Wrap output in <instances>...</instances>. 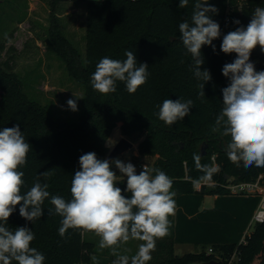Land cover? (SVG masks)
<instances>
[{"label":"trees","instance_id":"trees-1","mask_svg":"<svg viewBox=\"0 0 264 264\" xmlns=\"http://www.w3.org/2000/svg\"><path fill=\"white\" fill-rule=\"evenodd\" d=\"M195 2L189 0L187 8H179V0H86L84 59L57 31L59 24L55 22L56 51L69 73L85 88V109L77 120L55 116L46 104L27 94L20 76L4 68L1 58L6 46L0 42V130L19 124L30 144L27 163L20 169L25 180L22 191L31 188L39 173L49 171L51 175L41 176V182L49 185L51 195L70 200L80 156L94 152L98 159L107 158L106 141L119 125L129 137H141L134 160L164 171L173 180L172 190L177 194L176 213L169 217L170 234L159 241L167 257L151 259L147 264H198L214 258L220 264H264V222L258 223L254 239L241 241L259 197L230 194L221 185L231 177L236 181L255 179L264 167L244 168L242 162H231L222 144V137L227 142L230 137L223 136L222 129L212 131L223 107L221 89L229 83L222 67L236 58L235 53L220 50L223 36L239 26L246 27L251 16L240 14L239 0H208L219 10L212 18L219 23L221 36L213 41L215 52L208 45L201 48L205 61L201 70L208 69L212 77L202 97L200 82L190 71L191 54L184 48L178 28L180 22L190 18ZM246 4L253 11L264 7V0H246ZM236 19H240V25L233 23ZM126 51H132L138 63L149 65L147 82L134 94L120 81L114 93L94 90L91 76L98 62L106 56L123 61ZM250 60L260 61L254 66L257 71L264 70V53L252 51ZM181 97L193 100L190 115L170 126L159 120L162 102ZM204 140L209 146L202 155ZM194 153L201 156L202 164L210 166L215 155V166L220 168L212 183L202 184L199 190L191 182L203 175L195 168ZM112 170L120 175L114 165ZM117 186L125 189L126 178L119 177ZM207 194L217 195L211 207L203 206ZM19 207L8 218L7 226L11 230L23 226L32 229L35 239L30 246L46 257L45 264H93L91 243L84 230L69 229L64 237L59 236L62 218L48 212L54 207L50 198L44 202V215L33 224L20 216ZM175 243L202 244L203 248L179 255L174 251ZM209 247L213 251L209 252Z\"/></svg>","mask_w":264,"mask_h":264},{"label":"clouds","instance_id":"clouds-1","mask_svg":"<svg viewBox=\"0 0 264 264\" xmlns=\"http://www.w3.org/2000/svg\"><path fill=\"white\" fill-rule=\"evenodd\" d=\"M189 0H179V8H187ZM219 10L208 0H196L189 19L179 23L180 40L187 53L191 54L190 71L199 81L205 96V84L212 77L208 69L201 70L204 45L216 46L213 41L220 38V25L212 17ZM233 23L240 25L236 19ZM260 47L264 53V7H257L246 27L239 26L223 36L220 50L225 54L235 53L236 58L222 67V75L229 81L221 89L223 107L216 116L213 132L230 137L225 144L226 155L233 163L244 168L264 167V70L257 71L250 56ZM123 61L103 57L91 76L94 90L102 94L116 92V82H124L126 90L134 94L144 85L149 76V65L138 63L132 51L125 52ZM67 106L77 111L75 100L69 99ZM194 102L191 99H165L157 113L159 120L172 125L190 115ZM114 145V144H113ZM113 145L108 146L111 148ZM30 144L26 142L20 125L0 130V264H45L46 257L31 247L35 233L27 226L11 230L8 218L19 207V214L32 224L44 215V202L50 198L53 208L50 214L62 219L58 229L64 237L69 229H81L100 237L98 247L109 249L115 257L112 264H147L156 248V241L170 234V216L177 210L176 192L172 190L173 180L161 169L142 165L137 174L136 167L119 158L109 161L98 159L89 152L79 158L80 169L75 171L71 181V199L65 200L51 195L49 185L40 177L51 173H39L33 185L22 191L25 185L24 172L20 170L27 163ZM195 168L203 173L191 180L199 190L204 183L212 182L218 166L201 163V156L193 154ZM118 169L120 175L112 170ZM126 178V188L117 186L118 178ZM191 179V178H190ZM123 193L130 194L126 196ZM130 240L142 241L134 255L126 254L129 249L121 248ZM93 264H99L96 255L91 256Z\"/></svg>","mask_w":264,"mask_h":264},{"label":"rangeland","instance_id":"rangeland-1","mask_svg":"<svg viewBox=\"0 0 264 264\" xmlns=\"http://www.w3.org/2000/svg\"><path fill=\"white\" fill-rule=\"evenodd\" d=\"M240 14L252 16L254 13L246 4V0H239ZM86 0H1L0 2V42L5 43L2 54V64L6 70L15 71L23 81L24 90L34 99L46 104L55 116L70 120H77L85 109V88L73 77L65 61L57 53L53 32L55 22L59 24L57 31L67 42L76 47L84 59L86 56ZM240 20V19H239ZM253 51H261L257 46ZM76 101L78 110L72 111L67 101ZM124 136L133 142V146L115 158L125 163L131 162L137 171L142 165L150 163L135 161L134 156L139 154L138 143L141 137H129L117 125L106 141L107 155L119 139ZM209 146V141L203 144ZM111 146V148L108 146ZM201 145V147L203 146ZM114 158V159H115ZM214 195H206L204 206L213 205ZM256 224L246 235V243L254 239ZM85 237L91 243V254L96 255L100 263L110 264L115 259L109 249L101 250L100 237L93 232L85 231ZM160 239L156 241V248L151 253L152 260L167 257L161 250ZM142 241L130 240L123 245L121 251L129 249L126 254L134 255ZM203 248L202 244L175 243L174 251L182 255L187 252H196ZM233 261L231 264H235ZM256 264H258L256 262Z\"/></svg>","mask_w":264,"mask_h":264},{"label":"built area","instance_id":"built-area-1","mask_svg":"<svg viewBox=\"0 0 264 264\" xmlns=\"http://www.w3.org/2000/svg\"><path fill=\"white\" fill-rule=\"evenodd\" d=\"M226 22H230V17L227 16ZM214 160V166L216 165L215 155L212 156ZM144 165V164H143ZM212 183V182H208ZM230 194H238V195H254L258 196V203L252 213L251 219L248 223V226L244 232V235L241 239L244 243H246V235L251 232L253 227L258 223L264 222V172L258 174L255 179L252 180H241L236 181L234 178H229L226 182L221 184ZM208 251H213L212 247L208 248Z\"/></svg>","mask_w":264,"mask_h":264},{"label":"water","instance_id":"water-1","mask_svg":"<svg viewBox=\"0 0 264 264\" xmlns=\"http://www.w3.org/2000/svg\"><path fill=\"white\" fill-rule=\"evenodd\" d=\"M251 62H253L254 65H258L261 63L260 61H255V60H251ZM226 143L227 140L224 137H222V144L224 148ZM132 146H133V142L127 137L122 136L119 139V141L114 145V147L110 150L107 159H109V161L113 160L115 157L122 154L124 151L128 150ZM206 151H207V144L204 143L203 146L201 147V154L202 155L205 154ZM198 264H220V261L214 258L208 261L200 262Z\"/></svg>","mask_w":264,"mask_h":264},{"label":"crops","instance_id":"crops-1","mask_svg":"<svg viewBox=\"0 0 264 264\" xmlns=\"http://www.w3.org/2000/svg\"><path fill=\"white\" fill-rule=\"evenodd\" d=\"M207 195H209V194H207ZM214 195V201H215V198L217 197V195L216 194H213ZM206 197V196H205ZM213 204H214V202H213ZM203 206H204V202H203ZM213 206V205H212ZM204 207H206V206H204ZM211 207V206H210Z\"/></svg>","mask_w":264,"mask_h":264}]
</instances>
